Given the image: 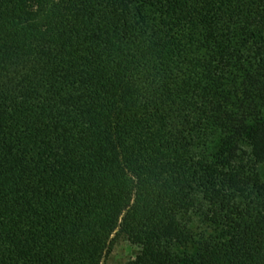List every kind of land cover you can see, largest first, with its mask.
Masks as SVG:
<instances>
[{
    "label": "trees",
    "instance_id": "obj_1",
    "mask_svg": "<svg viewBox=\"0 0 264 264\" xmlns=\"http://www.w3.org/2000/svg\"><path fill=\"white\" fill-rule=\"evenodd\" d=\"M264 264V0H0V264Z\"/></svg>",
    "mask_w": 264,
    "mask_h": 264
},
{
    "label": "rangeland",
    "instance_id": "obj_2",
    "mask_svg": "<svg viewBox=\"0 0 264 264\" xmlns=\"http://www.w3.org/2000/svg\"><path fill=\"white\" fill-rule=\"evenodd\" d=\"M138 249L125 238L120 237L109 253L105 254L102 264H126L137 255Z\"/></svg>",
    "mask_w": 264,
    "mask_h": 264
}]
</instances>
